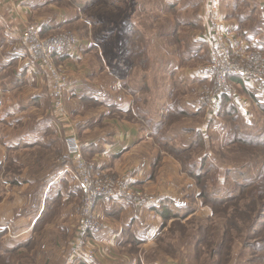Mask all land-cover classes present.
Instances as JSON below:
<instances>
[{"label":"crops","instance_id":"obj_1","mask_svg":"<svg viewBox=\"0 0 264 264\" xmlns=\"http://www.w3.org/2000/svg\"><path fill=\"white\" fill-rule=\"evenodd\" d=\"M252 1L264 16V0ZM125 3L119 1V10ZM143 3L134 2L139 22L147 14V27L159 29L160 18L154 8L148 12ZM84 15L80 5L70 0H0V58L7 59H0V240L14 263L70 264L79 199L71 176L74 162L67 153L71 138L78 143L83 160L93 164L92 173L115 176L128 170L135 186L153 196L150 203L139 207L121 200L98 201L96 214L104 230L88 238L93 256L84 258L87 264H196L186 247H179L177 256L168 254L173 247H167L164 238L165 225L176 218L186 222L201 211L210 216L208 208L198 202L196 183L179 161L161 148L151 128L155 116L163 118L160 110L168 102L158 113L156 109L151 114L146 107V115L137 112L139 95L122 79L127 74L116 68L117 64L112 66L114 49L111 57L103 56L98 48L102 42L92 36V25ZM261 22L255 27L263 30L262 36L257 37L254 30L248 38L251 45L264 50V20ZM29 23L39 26L43 37L55 31L77 37L75 54L55 58L68 76L65 97L70 122L51 114L48 83L38 64L27 65V61L13 58L20 53H13L11 47L18 44L21 48V32ZM108 24L117 27L114 19ZM132 29V36L139 35L140 28L133 23L127 29L117 27L125 57ZM117 50L123 51L121 46ZM16 64L22 69L16 71ZM237 111L242 115L248 112ZM193 113L198 115L196 132L211 142V136L200 128L211 116L199 108ZM210 153L201 154V158L207 157L205 163ZM166 210L176 218L165 222L159 212Z\"/></svg>","mask_w":264,"mask_h":264},{"label":"rangeland","instance_id":"obj_2","mask_svg":"<svg viewBox=\"0 0 264 264\" xmlns=\"http://www.w3.org/2000/svg\"><path fill=\"white\" fill-rule=\"evenodd\" d=\"M73 1L70 0L71 3L80 5L85 12V18L92 25V36L96 41L102 42L98 48L103 56L108 54L111 57V51L114 49L112 58L115 59L111 60L112 66L117 64L116 68L127 74L122 79L129 88L138 93L139 99L135 105L137 112L146 115L147 110L152 114V111L157 109L158 113L161 106L168 102V106L160 110L163 118L155 116L157 119L152 122L153 133L155 132L159 138L163 135L164 138L159 143L166 150L177 152L183 164L181 166L186 168L187 171H184L187 174L190 172L194 176H199L198 186L196 180L191 178L199 192L198 202L208 208L210 216L207 211L205 213L201 211L200 215L186 222H181V218H178L165 225L167 230L164 238L167 247H173L172 253L169 250L168 254L177 256L179 247L183 246L190 249L191 257L196 264H264V108L258 104L254 105L251 94L242 83L237 85L231 81L235 85L237 96L242 97L245 105L240 111H248L246 114L236 112L234 117H230L233 120H228L216 117L215 114H208L198 103V97L203 94L202 90L206 86L212 87L210 79L205 75L208 64L206 37L211 25L210 0H144L143 4L148 12L153 7L160 18L159 29L158 26L147 27L149 24L147 14H144L141 23L139 22V16L134 9V2L139 0H125L126 3L121 5L123 10H119L120 0ZM87 4H90L91 8L86 7ZM213 5L218 15V23L238 36L242 42L251 45L248 37L250 34L254 35V30L257 37L262 36L263 30L255 25H262L263 12H257L258 8L254 7L252 0H216ZM109 19L116 20V26L119 28L121 25L127 29L131 23L140 28L138 37L132 36L135 29L129 30L127 37L129 44L125 45L126 57V51L120 44L123 41L119 36L121 30L118 31L117 27L110 28ZM107 31L115 37L110 38ZM61 32L67 31H55L52 35ZM67 34L74 36L78 49L77 37L71 32ZM17 46L16 50L19 49ZM119 46L122 52H118ZM251 46L264 54V50L259 46ZM130 50H133L134 54L139 53L138 66L137 58L132 57L134 55L129 53ZM21 52L19 49L18 53ZM0 59L7 61L5 58ZM31 63L34 64L31 61L26 62L27 65ZM37 66L40 67L41 75L45 79L44 70L39 64ZM60 68L68 84V76L64 68L62 66ZM21 69L22 66L16 64V71ZM66 87L63 91L66 117L54 115L51 108L52 96L48 106L54 118L70 122L66 107ZM259 98L264 105V98ZM170 108L172 110L168 115L167 110ZM197 108L207 117L211 116L209 117L211 120L207 119L204 125H200V128L211 136V142L208 141L209 137L196 132L199 122L198 115L193 111ZM161 119L162 124L166 125L172 121V125L165 127L161 126V123H156ZM229 138L234 140L231 144H228ZM239 140H243L241 142L246 145L240 144ZM206 151L211 152L210 159L202 166V159L205 156L201 158V154ZM67 153L73 159V155L69 151ZM73 162L74 170L71 176L73 175L76 183L77 166L74 160ZM83 162L90 166L91 174L105 175L100 172L92 173L93 164L84 160ZM125 172L130 171L124 170L119 174ZM118 175L105 176L114 178ZM77 188L79 199L75 209L74 230L82 199L78 185ZM144 191L149 198L153 197L150 192ZM151 201L149 199L146 204L136 206H145ZM99 221L102 222L100 217ZM5 249L1 240L0 264H20L14 263L11 256H5L3 254L6 252Z\"/></svg>","mask_w":264,"mask_h":264},{"label":"built area","instance_id":"obj_3","mask_svg":"<svg viewBox=\"0 0 264 264\" xmlns=\"http://www.w3.org/2000/svg\"><path fill=\"white\" fill-rule=\"evenodd\" d=\"M215 1L210 0L211 25L206 37L208 64L205 75L210 79L212 87L206 86L201 92L203 94L198 97L199 105L208 114L218 113L223 98H227L238 110L245 106L242 97L237 96L235 85L228 81L229 77L239 78L244 87L254 95L264 98V54L242 42L238 36L218 23V15L213 5ZM41 33L36 24H27L21 32L22 44L19 49L22 52L13 58L18 62L38 63L42 67L53 99L52 112L65 118L63 91L67 80L60 66L55 65V58L75 54L76 39L67 32L49 37H43ZM15 50L16 46H13L11 51L18 53ZM68 151L76 162L75 180L82 194L68 262L74 264L81 260L87 264L84 258L93 256L88 238L100 234L104 229V224L96 216L97 202L121 200L133 205H144L151 198L143 189L135 186L131 172L121 173L114 178L98 173L91 174L90 166L83 162L76 141L68 140Z\"/></svg>","mask_w":264,"mask_h":264},{"label":"trees","instance_id":"obj_4","mask_svg":"<svg viewBox=\"0 0 264 264\" xmlns=\"http://www.w3.org/2000/svg\"><path fill=\"white\" fill-rule=\"evenodd\" d=\"M139 35H134L133 37H138ZM129 44V43H128ZM169 44L171 45V43L169 42ZM130 54H133L134 56H132V57H136L137 59H136V65L138 66V62H137V60H138V56H139V53L138 54H134L135 52L133 51V50H130V52H129ZM206 57H207V54H206ZM229 81H231V82H233V83H235V84H237V85H239V83H242L241 82V80L239 79V78H237V77H231V78H229L228 79ZM243 85V84H242ZM243 87H244V85H243ZM245 88V87H244ZM250 94H251V96H252V98H251V100H253V102L255 103V104H258L259 106H261V107H263L264 108V105H263V103H261L260 102V100L254 95V94H252L251 92H249ZM171 108L170 109H168L167 110V114L169 115L170 114V112H171ZM236 112H238L237 111V108L234 106V105H232L231 103H230V101L227 99V98H223L222 99V101H221V104H220V108H219V111H218V113H219V116L220 117H222V118H227L228 120H233V118H230L231 116L232 117H234L235 115H236ZM184 113V112H183ZM184 116H186L185 115V113H184ZM230 118V119H229ZM171 122L172 121H170L168 124H166V125H164V123L163 124H161V126H165V127H167V126H171L172 124H171ZM231 127V129H232V125L230 126ZM160 130V129H159ZM157 132H159L158 130H157ZM201 134V133H200ZM201 136H203V134H201ZM162 138H164L163 137V135L162 136H160V138H159V136H158V138H157V142L159 143V141H162ZM234 140H231V138H229V140H228V144H231L232 142H233ZM241 141H243V140H239V143L240 144H242V145H246V143H244V142H241ZM160 144V143H159ZM160 146H161V144H160ZM264 146V145H263ZM161 148L162 149H164L168 154H172V156L176 159L177 158V160L181 163V165H183L182 164V162H181V159L178 157V154H177V152H175L174 150H166V148H163V146H161ZM189 150H190V148H189ZM204 152V151H203ZM205 161H206V156L202 159V166H203V164L205 163ZM182 168H183V170H185V171H187L186 170V168L184 167V166H182ZM189 173V175L194 179V180H196V183H197V186H198V180H199V176H194V175H192L190 172H188ZM195 177V178H194ZM202 198V197H201ZM207 205H209L208 203H207ZM160 214V216H161V218L166 222V221H168L169 219H171V218H176V216H173L172 215V213L169 211V210H166V211H161V212H159ZM177 219V218H176ZM175 219V220H176ZM224 237V236H223ZM0 245H1V240H0ZM2 247V246H1ZM3 248V247H2ZM4 249V248H3ZM5 251L6 252H3V254L5 255V256H11V252H9V250H7V249H5ZM2 254V255H3ZM0 259H2V256H1V254H0ZM3 261L5 262V260L3 259ZM219 264V263H218Z\"/></svg>","mask_w":264,"mask_h":264}]
</instances>
